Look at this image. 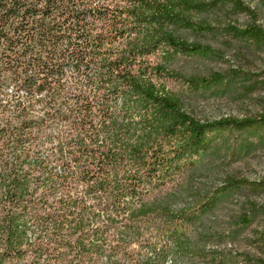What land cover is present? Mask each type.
Listing matches in <instances>:
<instances>
[{
    "label": "trees",
    "instance_id": "16d2710c",
    "mask_svg": "<svg viewBox=\"0 0 264 264\" xmlns=\"http://www.w3.org/2000/svg\"><path fill=\"white\" fill-rule=\"evenodd\" d=\"M225 9L250 23L208 20ZM179 31L264 44L244 0H0V264H165L220 195L264 188L229 178L186 211L158 200L223 132L264 127L184 109L169 82L223 75L171 70L209 51Z\"/></svg>",
    "mask_w": 264,
    "mask_h": 264
},
{
    "label": "rangeland",
    "instance_id": "374dc122",
    "mask_svg": "<svg viewBox=\"0 0 264 264\" xmlns=\"http://www.w3.org/2000/svg\"><path fill=\"white\" fill-rule=\"evenodd\" d=\"M244 2L256 11L257 24L264 29V0ZM208 20L218 26L250 23L245 15L226 9L210 14ZM178 35L209 51L177 56L171 70L197 78L223 75L220 82L197 88L174 81L167 84L190 115L200 121L264 115V44L224 31L204 35L179 31ZM229 178L264 181V127L223 132L191 169L157 197L172 211L191 210L217 198ZM185 236L189 251L177 250L165 264H264V188L220 195L216 207L189 225Z\"/></svg>",
    "mask_w": 264,
    "mask_h": 264
}]
</instances>
